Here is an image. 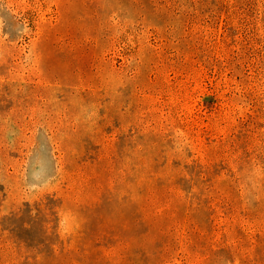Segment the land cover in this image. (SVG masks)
I'll use <instances>...</instances> for the list:
<instances>
[{
  "label": "rangeland",
  "instance_id": "rangeland-1",
  "mask_svg": "<svg viewBox=\"0 0 264 264\" xmlns=\"http://www.w3.org/2000/svg\"><path fill=\"white\" fill-rule=\"evenodd\" d=\"M0 264H264V0H0Z\"/></svg>",
  "mask_w": 264,
  "mask_h": 264
}]
</instances>
